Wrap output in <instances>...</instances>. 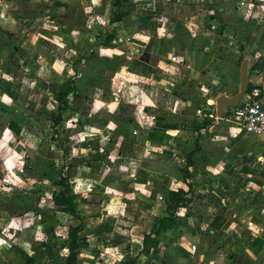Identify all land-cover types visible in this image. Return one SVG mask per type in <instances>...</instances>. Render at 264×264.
<instances>
[{"label":"rangeland","instance_id":"374dc122","mask_svg":"<svg viewBox=\"0 0 264 264\" xmlns=\"http://www.w3.org/2000/svg\"><path fill=\"white\" fill-rule=\"evenodd\" d=\"M227 1L234 2L126 0L123 17L113 0L10 2L0 35V264H22V254L31 264H64L66 229L78 221L77 238L83 241L78 264H144L147 255L164 248L162 237L191 233L200 221L195 215L220 216L227 208L245 222L247 245L264 240V164L253 192L236 189L226 201L220 195L229 193L216 183L214 195L198 194L184 170L189 163L193 173L187 150L197 142L194 106L179 113L173 105L178 99L203 104L205 97L197 96L208 84L206 95L213 101L221 93L235 95L244 60L248 79L261 73L264 44L243 31L237 19L244 14H235ZM255 7L247 8V20L254 22L249 28L259 20ZM207 19L215 21L212 35L204 32ZM181 46L208 53L199 55V65L192 62L194 73L183 75L185 83L171 82L173 75H182L180 68H161ZM66 80L73 91L54 124L53 98ZM150 83L149 102L138 100ZM133 119L164 129L161 146L159 135H149L156 146L148 148L146 134L131 133ZM223 121L237 129L232 108H225ZM8 122L13 130L5 128ZM233 134L242 143L259 145L253 136ZM59 176L69 180L78 221L50 204ZM175 182L186 201L158 225L166 218L167 192L177 188ZM224 259L212 264H228Z\"/></svg>","mask_w":264,"mask_h":264},{"label":"crops","instance_id":"0c3cea01","mask_svg":"<svg viewBox=\"0 0 264 264\" xmlns=\"http://www.w3.org/2000/svg\"><path fill=\"white\" fill-rule=\"evenodd\" d=\"M11 1L0 0V35L4 32L5 26L3 24V21L6 19L7 14H9L6 11V8ZM19 1L21 2L23 0ZM233 1L234 2L230 3H228L227 1L225 2V4L231 6V4L233 3L232 5H234L233 7L235 9V14H244L243 19L241 18V16L238 19L237 16H235V18L242 24L243 31H245V33L246 31H249L250 35L253 34L256 39H261L262 43L264 44V0H237L236 2L235 0ZM254 4L257 5V7L255 8L259 9V13L257 15V17H259V20H255L257 18L253 17L256 26L253 28H249V25L254 24V22L247 20L249 14L247 8L250 5L253 6ZM244 7L246 8V10ZM244 10L245 12H243ZM209 19H207L206 22L208 23V27L204 29V32L212 35V32L209 28L210 25H214L215 21L212 19L214 21L212 22L209 21ZM195 27L198 28L197 26ZM213 31H215V29H213ZM202 52H198L194 48H186L184 50V61L186 63L193 62L196 65H199V55H207L208 53L206 49H203ZM168 58L169 57L165 59V64L161 68L162 71L163 69L167 68V70H171L168 64ZM178 62H183V59ZM208 64L209 61L207 62V65ZM260 72L261 73L259 75H257L254 79L250 78V80L252 82L255 81L256 83L259 81H263L264 83V66ZM157 80L162 83V80H160L159 78ZM151 84L152 83H150L149 85H143L146 90H144L143 97L137 96L138 100L143 99V101L147 103L149 102L148 95H150L149 88ZM211 87L212 86H209L207 87V89H205V91L203 90L204 92L201 94V96L197 94V99L205 97L203 99V104H200L199 106H202L203 108L205 107L204 109L214 113V101L212 100L210 95L209 97L206 95ZM224 87L226 89L227 85ZM221 95L228 98L233 96L226 95L225 93H221ZM175 102H177V104L179 103V105L175 104ZM173 105H176V110L180 109L178 110L179 113L183 112L184 109L188 108L189 106L193 105V108L198 106L194 105V103H192V101L189 99H178L176 101H173ZM224 111L225 109L223 110V114ZM139 123L140 122H136V120L133 119V124L128 125L131 133L146 134L147 137L148 134L151 135L152 132H156L158 135H161L163 137L162 141L164 142V129L159 128L156 125H152V122H150L148 126H145L146 121L144 122L143 126ZM196 123L195 136L197 138V142L194 143L190 150H187L189 151V153H192L190 163L193 173L191 172V170H189V165L186 169L188 171V176L192 178L189 181H194L197 184L196 192L201 195H214L213 190L216 188L215 184L220 183L218 189H225L227 193H229L226 196L224 194H221L220 196L222 197V199L229 201L227 197L233 195V190L237 189L241 194L242 191L245 193H250L258 189L262 181L264 146L261 145L256 138L255 139L259 144L256 145V147H252L246 143L240 142L238 140V137L231 138L232 136H234L233 131L238 130L230 128L228 126V123L226 121H223V118L220 120L215 119V121H213L211 125H208L206 122L200 123L196 118ZM146 137L145 144L148 148H154L156 145L161 146V144L163 143L161 142L154 146L151 141H147ZM157 150L160 149L158 148ZM188 155L189 154H187V156ZM184 182L185 184H188L187 178L184 179ZM184 182H182L183 185ZM221 184H223L222 187ZM178 185L179 182H175V187H177L175 190L180 189L184 192L182 186ZM229 210L230 208L224 209L222 212H220V216H214L217 217L216 219H214V214H212L211 212H209V215L206 219L200 217V215H195L194 218L198 217L197 219H200V221L196 224L198 228H194L193 230H191V233L183 235L177 234L171 240H164L162 237L164 248L159 250L157 252V255L151 256L149 254L146 258L143 257L145 258L144 264H153L156 259H161V256H163L164 254L166 255V257L160 260V264H197L200 261H203L205 263H212L220 262L222 261V258H225L224 262L227 261L230 264H264V240L258 238L254 243H250L252 244L251 246L249 244L247 245L245 243L246 237L243 233V231L246 232L245 222H243L240 216L236 217ZM194 218L193 220L197 221ZM191 244H194L196 246L193 255H190L189 253V246ZM251 247L252 250L249 251V248Z\"/></svg>","mask_w":264,"mask_h":264},{"label":"trees","instance_id":"16d2710c","mask_svg":"<svg viewBox=\"0 0 264 264\" xmlns=\"http://www.w3.org/2000/svg\"><path fill=\"white\" fill-rule=\"evenodd\" d=\"M125 2L126 0H113L112 7L117 6L121 10L119 17H123L126 15V12L123 11V8H122V4H124ZM113 37H114L113 35H110L106 39V42L107 43L111 42ZM252 69H254V66L250 68L249 70H252ZM262 69H263V66H261L259 70L261 71ZM250 89L251 87L248 86L245 92H248ZM72 91H73V87H72L71 80H66L61 83V86L59 87L57 94H55L53 98V100L56 101L57 103V106H56L57 115H56L54 124H57L60 122V119H61L60 115L62 112L66 110V106H67L66 98L68 94L72 93ZM5 128L9 130H13L14 128L13 122H8ZM152 133L154 135L155 134L158 135L156 132H152ZM159 136H160V139H159V143H160V141H162L163 138L161 135ZM146 139L147 141H151L149 138V134L147 135ZM188 165L189 163H187L184 166L185 171ZM186 177H187V174L185 173V175L181 178L182 182H184V179ZM53 185L56 187V190L51 194L50 204L56 209H58L59 212L63 214H67L73 219L78 221L79 219L76 214L75 207H74L75 198L70 190L69 180L64 176H59ZM188 190H189V186H188ZM167 195H168V199L164 205V212L166 214V218H160L157 222L158 225H161L166 219L171 218L173 214L176 212V210L182 207V203L186 201V198H185L186 192H183L180 189H177L175 191H168ZM81 230L82 228H81V224L79 221L77 225L67 227L66 234H65L66 236V247L65 248L67 250V253L64 258V264H78L77 263V250L82 246L83 241L81 239H78L77 235L78 233L81 232ZM151 233L155 237L158 236V230H155L154 232H151ZM142 244L143 245L145 244L144 240L142 241ZM148 249L149 248L146 247L144 253H147ZM22 256H23L22 264H31V259L27 255L22 254Z\"/></svg>","mask_w":264,"mask_h":264},{"label":"built area","instance_id":"2783aa9c","mask_svg":"<svg viewBox=\"0 0 264 264\" xmlns=\"http://www.w3.org/2000/svg\"><path fill=\"white\" fill-rule=\"evenodd\" d=\"M209 29L211 31L215 29V26L210 25ZM182 59L183 62L179 63L178 61H181ZM168 64L171 69L168 71H172V69L176 70L178 68H180V70L182 71V75L177 74V76L173 75L171 79L168 78L171 82L180 81L181 83H183L185 81L183 75L184 77H189L191 73H194V67L192 63H186L184 61V49H182V47L178 49L176 54L171 55L168 58ZM206 81L207 83L210 82L208 79ZM209 86L210 84H208L205 89H207V87ZM177 105H179V103ZM194 115L200 123L206 122L208 125H211V123L216 119L213 112H210L199 105L194 108ZM232 120L236 124V128L238 131L242 132L245 135L255 137L258 142L264 146V90L257 87H251L248 92H245L241 97L238 105L232 108ZM157 201H160V197L157 198ZM0 240H2L1 228ZM195 249L196 246L194 244H191L189 246L190 255L194 254ZM197 264L212 263H205L203 261H200Z\"/></svg>","mask_w":264,"mask_h":264},{"label":"water","instance_id":"95a60500","mask_svg":"<svg viewBox=\"0 0 264 264\" xmlns=\"http://www.w3.org/2000/svg\"><path fill=\"white\" fill-rule=\"evenodd\" d=\"M248 86L264 90L263 81L256 83L247 78V61L244 60L239 68V86L237 93L230 98L219 95L214 99V114L218 120L223 118V110L225 108H234L238 105Z\"/></svg>","mask_w":264,"mask_h":264}]
</instances>
